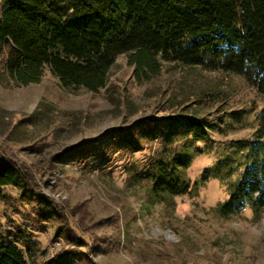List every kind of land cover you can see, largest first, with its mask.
I'll return each instance as SVG.
<instances>
[{
    "label": "rangeland",
    "instance_id": "obj_1",
    "mask_svg": "<svg viewBox=\"0 0 264 264\" xmlns=\"http://www.w3.org/2000/svg\"><path fill=\"white\" fill-rule=\"evenodd\" d=\"M128 61L129 54L119 55L97 92L64 86L48 70L27 85L0 75V155L28 169L36 192L56 207L33 237L43 259L64 251L79 255L81 264H264V210L225 216L218 209L248 164L264 160V143L255 137L263 96L242 76L180 62H162L159 74L138 81ZM172 112L212 124L195 144L186 194L150 196L136 174L158 142L116 153L102 169L66 154L110 128ZM22 191L6 189L2 224L38 211Z\"/></svg>",
    "mask_w": 264,
    "mask_h": 264
},
{
    "label": "trees",
    "instance_id": "obj_2",
    "mask_svg": "<svg viewBox=\"0 0 264 264\" xmlns=\"http://www.w3.org/2000/svg\"><path fill=\"white\" fill-rule=\"evenodd\" d=\"M124 53L138 81L159 74L162 62H180L242 76L264 98V0H5L0 11V75L17 83L39 82L48 70L64 86L97 92ZM211 128L189 112L149 115L66 154L102 169L116 153L158 142L136 174L148 182L150 196L168 200L189 192L186 170ZM255 137L264 143V109ZM7 188L23 190L39 209L0 222V264H81L79 255L64 251L43 259L33 237L54 219L56 207L36 192L28 169L0 155V202ZM245 208L264 210V160L249 163L218 206L225 216Z\"/></svg>",
    "mask_w": 264,
    "mask_h": 264
}]
</instances>
